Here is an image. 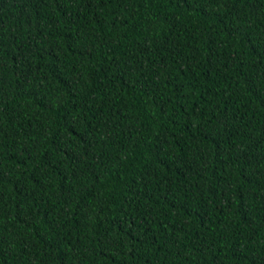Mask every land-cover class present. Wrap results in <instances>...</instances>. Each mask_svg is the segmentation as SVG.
<instances>
[{
	"label": "trees",
	"instance_id": "obj_1",
	"mask_svg": "<svg viewBox=\"0 0 264 264\" xmlns=\"http://www.w3.org/2000/svg\"><path fill=\"white\" fill-rule=\"evenodd\" d=\"M0 264H264V0H0Z\"/></svg>",
	"mask_w": 264,
	"mask_h": 264
}]
</instances>
